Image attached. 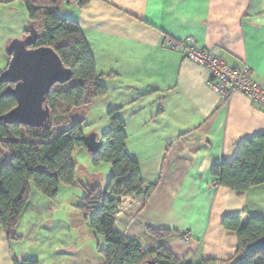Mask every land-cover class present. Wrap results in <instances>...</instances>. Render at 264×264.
Here are the masks:
<instances>
[{
    "label": "crops",
    "instance_id": "0c3cea01",
    "mask_svg": "<svg viewBox=\"0 0 264 264\" xmlns=\"http://www.w3.org/2000/svg\"><path fill=\"white\" fill-rule=\"evenodd\" d=\"M7 1L11 3L0 0L2 7ZM10 12L13 15L3 17L9 24H0L7 56L4 71L10 63L6 47L24 39L30 27L28 11L21 24L14 21L16 9ZM58 13L80 26L101 84L108 89V95L95 103L102 102L104 112L118 110L126 124V151L139 163L145 186H156L146 202L142 197L122 201L115 230L146 250L164 246L181 261H232L238 237L223 227V220L264 221V185L243 194L217 188L213 168L232 163L242 143L264 134V112L242 94L222 100L209 87L207 69L188 61L183 51H171L165 41L192 38L228 66L249 68L264 84V0H91L84 8L66 1ZM41 26L38 30L43 32ZM86 152L75 150L73 159ZM90 156L85 159L96 174L89 176L88 185L102 191L104 164L95 166ZM77 185L61 186L55 200L32 186L17 228L20 240L9 241L0 226V264H52L47 242L56 237L62 244L55 252L64 264L69 249L65 233L89 227L85 215L79 214L85 193L83 189L82 197L76 195ZM148 228L173 235L158 239L147 233ZM91 232L90 238L95 236ZM80 235L77 231V240L83 241Z\"/></svg>",
    "mask_w": 264,
    "mask_h": 264
},
{
    "label": "trees",
    "instance_id": "16d2710c",
    "mask_svg": "<svg viewBox=\"0 0 264 264\" xmlns=\"http://www.w3.org/2000/svg\"><path fill=\"white\" fill-rule=\"evenodd\" d=\"M66 1L84 8L91 0H23L30 25L44 24L43 32L36 28L42 37L33 48L53 49L64 66L73 72L69 83L53 87L47 97L46 106L51 111L50 126L35 129L7 125L4 117L17 107V101L8 92L13 86L0 82V226L9 241L20 240L17 228L29 204L32 186L45 197L55 200L61 186L77 185V163L73 153L77 149H86L83 118L95 102L108 95L80 26L58 13L59 4ZM107 116L110 130L100 137L102 149L94 155L93 164H110L113 175L104 191L98 185H82L85 196L78 207L89 222L91 231L105 241L101 253L106 264H264V250H249L251 244L264 237V221L251 217H227L223 220V227L238 237L237 254L226 263L181 261L164 246L146 250L139 242L117 232L115 221L122 199L142 197L146 202L156 186H145L139 163L127 153L126 124L118 116V110H110ZM213 176L215 187L241 194L264 185V134L242 143L232 163L215 165ZM147 233L158 239L173 235L172 231L151 228ZM16 264L39 262L24 260Z\"/></svg>",
    "mask_w": 264,
    "mask_h": 264
},
{
    "label": "water",
    "instance_id": "95a60500",
    "mask_svg": "<svg viewBox=\"0 0 264 264\" xmlns=\"http://www.w3.org/2000/svg\"><path fill=\"white\" fill-rule=\"evenodd\" d=\"M41 37L42 34L30 25L29 35L24 39L13 40L6 47L10 63L1 74L0 82L13 86L8 92L17 101V107L4 117L7 125L48 128L51 124V111L46 102L50 91L73 79V72L64 66L53 49L33 48ZM84 144L91 155H97L102 149V143L95 133L86 136ZM249 250H264V237L251 244Z\"/></svg>",
    "mask_w": 264,
    "mask_h": 264
},
{
    "label": "rangeland",
    "instance_id": "374dc122",
    "mask_svg": "<svg viewBox=\"0 0 264 264\" xmlns=\"http://www.w3.org/2000/svg\"><path fill=\"white\" fill-rule=\"evenodd\" d=\"M11 3L4 2V7H2V4H0V24L4 23V16L9 17L13 15L10 11L12 9H16V13H14V21L16 24H21L25 23L27 21L28 13L25 7V4L23 0L20 2H17V4L14 6L15 0H10ZM11 6L9 8H6V6ZM62 6V3L59 4V7ZM7 23V22H5ZM9 24V23H7ZM41 26V23H39L35 29ZM36 29V30H37ZM1 30V27H0ZM42 32V31H41ZM3 34L0 33V73L5 72L4 70V64L6 61V54L4 47L2 48L3 45ZM102 102H98L97 104H93L88 110L86 115L84 116V124L82 127L83 133L88 136L92 133H95L97 135H103L107 133L110 130V125L108 122V112H104L102 106ZM87 157H91L90 154L87 152L84 154V156L79 155L78 153L75 154L74 156V161L78 162V178L80 182L88 186V180L89 176L96 174L94 172V168L92 164H89V162L85 159ZM104 164L101 173L102 180L100 182L102 187V191L105 190L106 184L109 181V178L111 177L112 174V167L110 164L102 163ZM78 191L75 192L76 195H82V185H77ZM77 197V196H76ZM82 197V196H81ZM73 201L77 202L79 201L78 198H74ZM81 203V200H80ZM123 203V202H122ZM71 204V203H70ZM69 210L71 211V208L69 207ZM120 211V210H119ZM73 212V211H71ZM81 214V212H79ZM82 215V214H81ZM76 223V222H75ZM78 232L81 233L80 239L83 241H78L77 240V231H69L65 233L64 236V245L67 244L69 245L68 255L65 257L64 264H106L105 259L101 251L105 248V242L102 238L95 236H91L90 234L92 233L90 231V228L88 226H80L79 228L76 229ZM83 234V236H82ZM63 238V237H62ZM61 239L58 237L53 238L51 244L47 242V246L49 247L50 255L49 258L52 260V264H61L62 257L57 256L58 254L55 252L57 245H61L62 243L60 242ZM66 254V252H65Z\"/></svg>",
    "mask_w": 264,
    "mask_h": 264
},
{
    "label": "built area",
    "instance_id": "2783aa9c",
    "mask_svg": "<svg viewBox=\"0 0 264 264\" xmlns=\"http://www.w3.org/2000/svg\"><path fill=\"white\" fill-rule=\"evenodd\" d=\"M165 46L171 51H183L188 61L207 69L210 74L209 87L222 100L229 101L236 94H242L264 112V84L256 81L249 68L237 69L228 66L219 55L200 49L192 38L184 41L167 38ZM121 205L117 209V215L120 214ZM185 238L189 240L191 237L187 234Z\"/></svg>",
    "mask_w": 264,
    "mask_h": 264
}]
</instances>
